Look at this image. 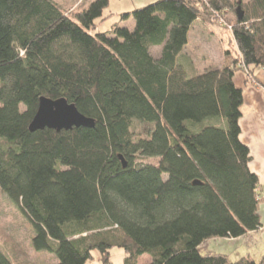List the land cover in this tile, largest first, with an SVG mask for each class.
I'll return each instance as SVG.
<instances>
[{
  "label": "trees",
  "instance_id": "obj_1",
  "mask_svg": "<svg viewBox=\"0 0 264 264\" xmlns=\"http://www.w3.org/2000/svg\"><path fill=\"white\" fill-rule=\"evenodd\" d=\"M107 4L70 16L55 0H0V191L31 224L34 251L52 264L93 252L112 264L114 248L121 264H264V253L205 251L261 228L233 75L264 72V0H156L125 15L132 31L90 34ZM227 12L235 49L195 72L181 56L189 30ZM40 97L65 99L93 127L30 132ZM0 264L17 263L0 249Z\"/></svg>",
  "mask_w": 264,
  "mask_h": 264
},
{
  "label": "rangeland",
  "instance_id": "obj_2",
  "mask_svg": "<svg viewBox=\"0 0 264 264\" xmlns=\"http://www.w3.org/2000/svg\"><path fill=\"white\" fill-rule=\"evenodd\" d=\"M54 1V0H53ZM72 16L75 12L88 6L95 0H55ZM156 0H108V4L102 10L100 18L95 20V26L90 34L110 31L114 25L126 27L130 31L134 28L132 18L125 17ZM241 1V0H240ZM245 1V0H243ZM226 21L218 22L201 21L194 23L187 35V44L181 56H185L192 62L195 72H202L209 66L219 67L226 51L235 49L231 39L227 23L233 22V16L226 13ZM160 48H151V54L159 57ZM181 58V57H180ZM254 69L257 74L261 69ZM242 72V71H241ZM263 72V71H262ZM264 74V72H263ZM147 127L138 122L133 123L135 133L142 134ZM147 163H155L154 160H146ZM33 229L29 221L19 212L17 207L0 191V249L9 255L17 264H52L54 259L45 252H35L32 247ZM244 246L237 242H228L224 239H211L206 243V252L212 254H224L229 261H236L239 257L250 254L251 259L258 261L264 253L263 246ZM124 252L122 249L114 248L110 251L112 264H121ZM149 262L147 255L139 259L138 264ZM86 264H101L97 252L92 253V259Z\"/></svg>",
  "mask_w": 264,
  "mask_h": 264
},
{
  "label": "crops",
  "instance_id": "obj_3",
  "mask_svg": "<svg viewBox=\"0 0 264 264\" xmlns=\"http://www.w3.org/2000/svg\"><path fill=\"white\" fill-rule=\"evenodd\" d=\"M233 83L242 94L239 140L249 151V170L257 176L259 184L258 213L261 228L248 234L251 240L249 244L263 246L264 250V74L259 71L247 78L243 72L237 71L233 75ZM224 240L237 242L241 246L246 243L243 238ZM245 256L250 257V254Z\"/></svg>",
  "mask_w": 264,
  "mask_h": 264
},
{
  "label": "water",
  "instance_id": "obj_4",
  "mask_svg": "<svg viewBox=\"0 0 264 264\" xmlns=\"http://www.w3.org/2000/svg\"><path fill=\"white\" fill-rule=\"evenodd\" d=\"M237 19L242 18V12L238 7L236 10ZM94 125L91 119L82 116L74 105L67 103L65 99L51 100L46 97H40L37 110L28 125L30 132L41 131L44 129L60 132L61 130H70L73 127L92 128ZM123 167L126 166L120 157Z\"/></svg>",
  "mask_w": 264,
  "mask_h": 264
}]
</instances>
